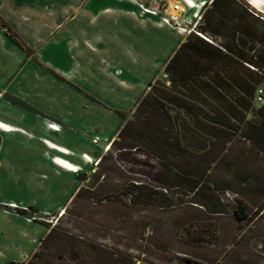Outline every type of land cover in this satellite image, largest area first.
Returning <instances> with one entry per match:
<instances>
[{
  "label": "crops",
  "instance_id": "1",
  "mask_svg": "<svg viewBox=\"0 0 264 264\" xmlns=\"http://www.w3.org/2000/svg\"><path fill=\"white\" fill-rule=\"evenodd\" d=\"M155 3L169 7L159 16L140 13L139 6ZM252 8L242 0H0L1 18L34 53L0 27V206L62 211L51 204L50 176L58 187L76 181L98 158V147L108 148L126 125L117 112L131 120L153 86L157 99L141 118L170 121L167 102L179 107L180 121L210 124L231 120L228 107L249 105L247 119L262 133L254 137L264 150V101H258L264 30ZM168 14L178 17V27L162 21ZM161 79L167 81L157 86ZM159 88L168 93L164 100ZM6 94L45 117L8 102ZM50 122L63 128L51 130ZM27 168L30 202L13 194L14 173L24 176ZM28 221L0 209V264H17L32 252Z\"/></svg>",
  "mask_w": 264,
  "mask_h": 264
},
{
  "label": "rangeland",
  "instance_id": "2",
  "mask_svg": "<svg viewBox=\"0 0 264 264\" xmlns=\"http://www.w3.org/2000/svg\"><path fill=\"white\" fill-rule=\"evenodd\" d=\"M242 1L253 2L259 30H264V0ZM259 43V52L264 51ZM165 81L161 79L157 86ZM260 86L264 91V82ZM156 92L163 100L168 94L160 88ZM164 104L173 116L170 121L165 122L164 117L154 121L151 116L141 121L132 116L128 130L115 138L113 146L100 145L98 158L90 160L91 165L80 170L76 181L66 188H59L57 182L54 185L57 177L50 176L51 204L64 208L36 222L28 219L34 248L17 264H108L111 252L121 257L117 264H264V150L259 138L256 140L262 133L249 132L250 119L232 118L234 127L222 128L226 133L219 139L194 130L198 137L211 139L205 150H184L176 140L181 133L180 119L185 116L178 113L176 104ZM58 127L56 131L63 128ZM134 146L137 148H128ZM163 164L177 174L198 179L205 188L194 195L170 187L175 182L163 171ZM26 171V176L14 173L18 190L13 194L30 202L34 200L29 192L32 181L29 168ZM64 178L59 179L60 184ZM138 184L163 192L172 206L161 207L162 200L150 206L134 205L127 190ZM64 188L66 197L61 194ZM81 188V197L71 203ZM239 207L247 211L244 221L235 215ZM220 208L224 213H212ZM48 225L56 226L57 233L42 246ZM100 247L105 254L96 250Z\"/></svg>",
  "mask_w": 264,
  "mask_h": 264
},
{
  "label": "trees",
  "instance_id": "3",
  "mask_svg": "<svg viewBox=\"0 0 264 264\" xmlns=\"http://www.w3.org/2000/svg\"><path fill=\"white\" fill-rule=\"evenodd\" d=\"M0 27L6 30L7 35L21 49H23L29 56H33V54H34L33 50H31L20 39V37L1 18V16H0ZM258 78H259V84H260L261 79L263 80V76L259 74ZM170 80H171L172 84H174L176 82L173 78H171ZM154 92H155V87L153 86L151 88L150 93H148L146 95V97L144 98V100L142 101L140 106L137 108V110L133 114V117L136 118L135 120H137L138 118H141L140 115L143 114V109H146V112H150L149 110L152 109V104H153L152 100L154 99V97H153ZM244 93L247 96L250 95L249 91H246ZM4 97H5V100H7L8 102H10V103H12L18 107H21L25 110L32 112V113H35L37 115L45 117L42 113H40L39 111H37L36 109H34L33 107L29 106L28 104H26L25 102H23L22 100H20L16 97H13L9 94H6ZM150 103H151V105H150ZM148 106H149V110H148ZM241 107H242V109H241L242 111H240L238 108H235V107H231V108L228 107L227 111L229 112L230 117H232L234 119H236V118L238 119V117L240 116L241 120H243V121L246 120L247 114L249 112V105H242ZM182 108L185 111H187V109L185 107H182ZM239 112H241L242 115H239ZM117 114L124 121H127L126 125L120 131V133L118 135L119 137H121L123 135V133L126 130H128V127L131 126L130 124H131L132 120H129L130 114L121 113V112H117ZM146 119L141 118V121L142 120L148 121ZM230 121H231L230 119H228V120L225 119L223 121L222 120H213L210 122V124H202L200 122L193 121L192 126H190V124H187V122L181 120V122H179V130L181 133H180L179 139L176 140V143H178L180 146H182V148L184 150L187 149L188 151L200 152L202 150H205L208 147L209 142L211 141L210 138L219 139V137H220L219 135H223L226 133V132H222L223 131V130H221L222 128H224V130L225 129L229 130V129H232L234 127V124H232ZM217 125H219V126H217ZM219 127H221V128H219ZM256 128H254V129H256ZM195 129L198 131H200V130L204 131L205 133L203 132V134H205L206 136L207 135L210 136L209 140H205L206 138H201L200 136L198 137L196 134H194L193 132ZM248 130L250 132L251 127H248ZM151 138H148V139L150 140ZM247 139H249L251 141L250 137H248ZM170 141H173V139ZM174 141H175V139H174ZM115 143H116V141H114L112 143V146ZM154 144H155V142H154ZM128 148L129 149H135V148H137V146H134L133 148H130V147H128ZM162 169L168 175L169 179L173 180L175 182V186L170 185V187L183 188L186 191L193 193L194 195L200 194L202 192V190L205 188L204 183H202L198 179L196 180V179L190 177L189 174H185V175L177 174L176 172H173V170L166 164H163ZM82 191H83L82 188L78 190V192L76 193V195L72 199L71 203L75 202L79 197H81ZM127 193L132 196V203L134 205L150 206L153 203H155V201L162 200V203L160 202V206L162 205L161 207H171L172 206V205H170L171 202H169L168 198L166 197V195L163 192L153 191L151 188L145 186L144 184L132 185L131 188H129L127 190ZM202 206H204V204ZM0 209H3L5 211L11 212V213H15L21 217L32 220L34 222L38 221V219L46 218V216L43 214L38 216V214H35L33 212H29L27 210L18 209V208L0 206ZM67 211H68L67 208H65L64 212L66 213ZM65 213L60 218H58V222L65 215ZM212 213L222 214V213H224V209L220 208L217 210H213ZM235 215L238 218V220H241V221H244L248 218L247 211L241 207H239L238 209L235 210ZM54 217L57 218V215ZM47 228H49L50 230H49V233L47 234V236L44 238V240L42 242V246H45L48 242H50V240L54 237L55 233H57L56 232V226L52 227V226L48 225ZM96 250L99 252H103L105 254L104 248L100 247V248H97ZM107 254H109V253H106V255ZM120 258H118V254L111 252L109 255V259H108L111 262L108 264H117V262H120Z\"/></svg>",
  "mask_w": 264,
  "mask_h": 264
},
{
  "label": "built area",
  "instance_id": "4",
  "mask_svg": "<svg viewBox=\"0 0 264 264\" xmlns=\"http://www.w3.org/2000/svg\"><path fill=\"white\" fill-rule=\"evenodd\" d=\"M180 5L181 3L179 2L177 5H175L172 10L174 12L179 11L180 10ZM169 6H167L168 8ZM167 8L163 9V5H161L160 3H155L153 4L152 7H146V6H139V11L142 15L144 14H148V15H154V16H159L161 15L162 11L167 10ZM162 21L173 27V26H179V19L177 16L172 15V14H168L166 16H163ZM195 33H197V35H199L200 37L204 38L205 40H207L208 42H212L209 38H207L205 35L201 34L198 31H195V29H192ZM258 101L259 102H263L264 101V91L263 90H259L258 92Z\"/></svg>",
  "mask_w": 264,
  "mask_h": 264
},
{
  "label": "bare ground",
  "instance_id": "5",
  "mask_svg": "<svg viewBox=\"0 0 264 264\" xmlns=\"http://www.w3.org/2000/svg\"><path fill=\"white\" fill-rule=\"evenodd\" d=\"M58 125H56V124H53L52 126H50V129L51 130H54V131H56V130H58Z\"/></svg>",
  "mask_w": 264,
  "mask_h": 264
}]
</instances>
